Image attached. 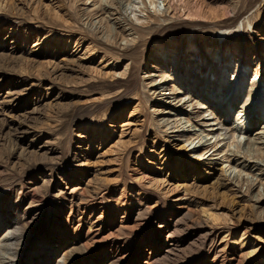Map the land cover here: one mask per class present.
Here are the masks:
<instances>
[{
  "label": "rangeland",
  "instance_id": "374dc122",
  "mask_svg": "<svg viewBox=\"0 0 264 264\" xmlns=\"http://www.w3.org/2000/svg\"><path fill=\"white\" fill-rule=\"evenodd\" d=\"M101 1L0 0V264H264V162L192 150L264 127V0Z\"/></svg>",
  "mask_w": 264,
  "mask_h": 264
},
{
  "label": "bare ground",
  "instance_id": "6f19581e",
  "mask_svg": "<svg viewBox=\"0 0 264 264\" xmlns=\"http://www.w3.org/2000/svg\"><path fill=\"white\" fill-rule=\"evenodd\" d=\"M103 2V3H102ZM106 3V2H105ZM104 3V1L102 0L101 1V4H102V6L100 5L99 6V9H102L101 7H103V9L107 6L106 4ZM183 5H184V8L186 9V11H187V14H188V16H191V17H194V18H199V17H201L203 14H204V8L202 7V4L200 3V0H196L193 4H190L189 5V3L188 2H186V3H184L183 2ZM188 23H192V21H189ZM195 67V66H194ZM174 70V69H173ZM193 73V72H192ZM175 80H177V78L176 79H164L163 80V82H173V81H175ZM160 83H157V84H153V85H151L152 87H155L156 89H159L160 90V88H162L163 86H160L159 85ZM163 84V83H162ZM160 92V91H159ZM158 92V94H161V93H163L164 92V90H161V92L159 93ZM169 94H177V93H168V95ZM162 96H165V94H162ZM225 96H227V95H225ZM249 96H251V93H249ZM174 98L175 97H172L171 99H173L174 100ZM211 99V98H210ZM237 99V98H236ZM225 100V99H224ZM212 101V100H211ZM188 102V101H187ZM179 103H181V101L179 102ZM184 103H186V102H184ZM184 103L182 104V106L184 105ZM164 104H165V102H164ZM233 105V104H232ZM225 107V106H224ZM223 108V107H222ZM244 108V107H243ZM247 108V107H246ZM242 109V108H241ZM220 110V109H219ZM224 110H225V108H224ZM209 112V110H206V113H208ZM238 112H242V110H240V111H238ZM220 113L222 114L223 113V111H220ZM225 113V112H224ZM210 115H212V113H210ZM226 117V114H222V116H220L221 118L222 117ZM242 118V117H241ZM240 118V119H241ZM216 119L217 118H212V119H209V120H206L205 118H203L202 117V119H201V121H202V123H200V126H202V127H215V126H218V128L217 129H215V130H212L213 132H211V133H207L205 136H203V137H201L200 136V138H199V140H198V142H197V145L195 144L194 145V147H192V150H197V149H201V148H207V147H210L211 149L212 148H214L218 143H220L221 141H223V140H226V141H230V142H235L236 143V149H237V151H231L233 154H234V156H239V157H241V158H243L244 160H246V161H249V162H253L254 163V165H261L263 162H264V160L263 159H261V158H259L257 155H259V154H261V153H263L264 154V151H262L263 150V148H264V127H262V130H260V131H257L256 133H255V135H254V137L252 138V139H250V140H244V142H243V144H242V142L240 141V140H238L237 141V138H235V133L236 132H238L239 133V135H241V134H243V132H242V130L243 129H241V130H233V131H229V132H227V130H231V127H229L228 129H225V128H223V126L221 125V122H220V124L218 123V122H214V121H216ZM224 120H225V118H223ZM211 121H213V122H211ZM166 122H168V120L166 121ZM170 122V121H169ZM255 123H254V125L256 124V123H258V122H256V121H254ZM174 124H176L174 127H169V126H171V125H169L168 124V129H172L173 128V131H171L170 133H174V132H180V133H184L185 132V124H183L181 121H176ZM250 124V123H249ZM248 124V125H249ZM254 125H252V126H254ZM191 127H193V128H195L194 126H188L187 128H189V130H190V128ZM243 127V126H242ZM255 127V126H254ZM175 129H177L176 131H174ZM180 129H181V131H180ZM203 129V128H202ZM187 132H191V131H187ZM192 132H196V129H194ZM231 132V133H230ZM245 133H247L246 131H244ZM195 134V133H194ZM209 135H211L212 137L210 138V139H208V136ZM198 137V136H197ZM220 137H222V139H220ZM239 137V136H238ZM212 138H214V142H213V145L211 144H209V142H210V140L212 139ZM202 139H204V140H202ZM193 144V143H192ZM240 144L242 145V151H240V149H239V146H240ZM232 145V144H231ZM229 146V145H228ZM230 147V146H229ZM206 151V150H205ZM220 153V152H219ZM218 153V154H219ZM210 156V155H209ZM199 157H201V155H199ZM251 159H254L253 161H251ZM263 166V165H262ZM240 176V174L238 175V177ZM247 179V178H246ZM249 180V179H248ZM247 180V181H248ZM253 180V179H252ZM249 182V181H248ZM251 183V182H250ZM253 183V182H252ZM253 185V184H252ZM17 221V220H16ZM17 223H19V222H17ZM19 225V224H18ZM20 228V227H19ZM16 229H18L17 228V224H12V231H10L8 234H6L5 236H4V241H5V243H9V241H10V243H9V245L8 244H4V246H3V248H4V251L6 250V251H11V253H12V250H10V248H12V246H13V244H11V241H13L14 239H16V234H15V232H16ZM19 231V230H18ZM17 231V232H18ZM19 233H20V231H19ZM13 255V254H12ZM2 258V257H1ZM8 260L10 261V263L11 264H17L18 263V261H13V259L11 260L10 258H8Z\"/></svg>",
  "mask_w": 264,
  "mask_h": 264
}]
</instances>
